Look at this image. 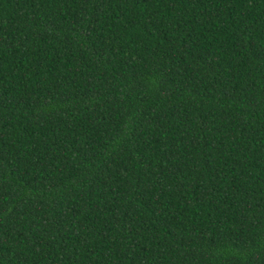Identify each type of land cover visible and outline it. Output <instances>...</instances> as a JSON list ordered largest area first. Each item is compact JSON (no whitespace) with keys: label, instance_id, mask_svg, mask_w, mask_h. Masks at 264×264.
Wrapping results in <instances>:
<instances>
[{"label":"trees","instance_id":"obj_1","mask_svg":"<svg viewBox=\"0 0 264 264\" xmlns=\"http://www.w3.org/2000/svg\"><path fill=\"white\" fill-rule=\"evenodd\" d=\"M0 264H264V0H0Z\"/></svg>","mask_w":264,"mask_h":264}]
</instances>
